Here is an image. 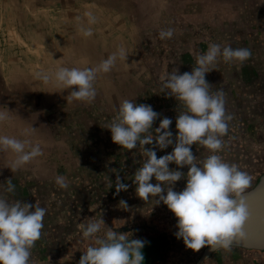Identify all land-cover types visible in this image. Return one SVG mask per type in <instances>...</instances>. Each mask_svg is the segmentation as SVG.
Wrapping results in <instances>:
<instances>
[{
	"label": "crops",
	"instance_id": "obj_1",
	"mask_svg": "<svg viewBox=\"0 0 264 264\" xmlns=\"http://www.w3.org/2000/svg\"><path fill=\"white\" fill-rule=\"evenodd\" d=\"M45 2L48 0H0V13L8 3L14 15L28 18L23 20L30 30L25 34L32 36L20 38L21 42L25 38L36 39L35 43L25 40L22 44L34 54H43V27L50 23L43 19V11L49 7ZM143 3L140 0L134 4L141 10L133 9V14L129 12V5L133 4L127 2H121L127 5L125 9L121 7L111 15L94 14L97 22L89 24L93 35L87 47L77 46L83 45V36L80 29L72 30L71 47L57 45L59 59L54 67L50 63L44 65L46 72H55L60 66L96 67L121 47L129 52L126 61L118 60L110 73L98 74L97 96L90 104L71 99V89L60 91L54 75L37 94L43 101V159L32 160L19 171L0 176V196L9 202L38 203L47 209L42 236L32 249L30 264H61L73 246L71 240L82 233L83 225L99 219L100 213L108 221L116 217L138 219L144 214L145 218L153 217L151 224L176 225L177 218L166 205H153L154 200L144 202L136 196L133 174L142 167L144 158L138 148L128 151L113 143L104 126L117 117L125 99L133 98L136 103L151 105L161 118H171L170 130L175 134L176 117L185 108L182 102L160 93L162 78L176 67L181 73L190 72L196 67V57L213 43L252 52L242 67L238 62L225 63L218 58L216 70L206 74L213 91L224 89L225 108L233 117L228 134L223 137L224 148L217 154L247 171L253 177L252 184L264 170V0H219L220 12L216 10L215 15L206 2L198 9L191 1L158 0L153 4L155 9L149 11L144 10ZM28 7L33 13L29 14ZM56 16L58 22L61 17ZM168 28L175 30L173 37L161 39L160 31ZM66 35L56 32V37ZM158 125L159 118L153 128ZM171 151L172 146L157 150V157ZM192 151L198 161L211 154L199 144H194ZM169 167L174 169L176 165ZM180 170L187 172V167ZM117 172L129 185L127 191L118 195L114 187ZM57 177H63L68 186L61 188ZM8 179L16 185L13 195L5 191ZM151 182L156 183L154 178ZM185 184L186 179L176 182L175 190H182ZM121 199L127 201L128 211L120 208Z\"/></svg>",
	"mask_w": 264,
	"mask_h": 264
},
{
	"label": "clouds",
	"instance_id": "obj_2",
	"mask_svg": "<svg viewBox=\"0 0 264 264\" xmlns=\"http://www.w3.org/2000/svg\"><path fill=\"white\" fill-rule=\"evenodd\" d=\"M85 16L89 24L97 22L91 11ZM80 31L85 37L93 35L90 27H81ZM174 31L172 28L161 30L159 36L171 39ZM128 54L121 47L96 67L60 66L54 73V82L60 91L71 89V99L90 104L97 96L98 74L110 73L118 60L126 61ZM251 56L248 48L221 47L213 43L196 57V67L190 72L181 73L176 67L162 78L160 93L182 102L185 108L176 117L175 134L170 130L171 118H161L151 105L136 103L133 98L125 99L118 108L117 117L104 126L110 131L113 143L128 151L140 150L143 165L135 170L132 179L136 196L144 202L154 200L153 205H166L177 218L178 230L174 235L193 251L205 246L213 252L221 248L230 251L234 242L246 235L250 209L243 194L252 186L253 177L217 154L224 148L223 137L228 134L233 117L225 108L224 89L213 91L206 74L216 70L218 58L225 63L238 62L242 67ZM36 78L45 84L53 80L49 74L39 72ZM158 118L159 125L153 128ZM8 119V112L0 111V122ZM194 144L211 154L198 161L192 151ZM169 146H172L171 152L157 157V150L163 151ZM0 152L14 154V158L4 165L13 173L43 154L39 143L32 144L28 139L7 135H0ZM170 164H175L176 168H170ZM184 167L187 172L180 170ZM153 178L156 183L151 182ZM182 179H186V184L176 191V182ZM56 183L61 188L68 186L63 177H57ZM114 187L117 195L129 188L118 172ZM15 189L12 179H8L5 191L13 195ZM119 205L121 209L129 210L126 200L121 199ZM46 213L47 209L38 203L9 202L0 196V264H30L32 249L42 236ZM106 227L103 213L99 219L82 226L83 237H95V246L86 248L78 264H143L142 249L147 241L129 239L117 230L104 232ZM101 232L104 234L97 235Z\"/></svg>",
	"mask_w": 264,
	"mask_h": 264
},
{
	"label": "rangeland",
	"instance_id": "obj_3",
	"mask_svg": "<svg viewBox=\"0 0 264 264\" xmlns=\"http://www.w3.org/2000/svg\"><path fill=\"white\" fill-rule=\"evenodd\" d=\"M138 1L140 0H48L45 4L49 7L48 10L43 11V19L44 17L49 19L50 23L48 25L45 24V27H43V54L39 52L37 54L31 53V51H27L23 47L22 44L24 42L28 41L29 44H32L36 42V39L30 37L28 39L25 38L26 41L22 39L21 42L20 37L32 36V34H25V32H29L30 30H28L29 26H26L23 20L24 18H28L23 15H14L7 3V6L0 13V111L8 112L9 119L0 122V135H7L20 140L28 139L32 144L39 143L43 153L41 143L43 101L37 97V94H40L43 82L36 78V74L43 71V73L50 76L54 75V71L46 72L45 63H50L54 67L57 59H59V54L56 52L57 45L60 48L64 47V45L67 46L66 48L71 47L72 30L76 31L81 27H90L85 16L86 12L91 11L93 14L111 15L121 7L125 9L128 3H131L133 6L129 5V12L133 14V9L141 10L140 7L134 5ZM185 1L193 2L190 4H196L195 7L198 9L203 7L204 2H206L208 3L209 11L211 10L213 15H215L216 10L220 12L219 8H217L219 0ZM121 2H127V5L124 6ZM157 2L158 0H144V10L155 9L153 4L156 5ZM98 4H100L99 9ZM140 5L142 6L141 3ZM28 9L30 11L29 14L33 13L30 10L31 8L28 7ZM56 15L61 17H58V22ZM30 26V29H32V25ZM56 32L57 34L64 32L67 35L63 38L61 36L56 37ZM82 36L81 41H83V45L79 44L77 46L87 47L89 37H85L83 34ZM41 63H43L42 67ZM50 69L51 66L48 67V70ZM13 158L14 154L11 152H0V176L11 171L7 167H4V165L9 163ZM41 159H43V154L34 160Z\"/></svg>",
	"mask_w": 264,
	"mask_h": 264
},
{
	"label": "flooded vegetation",
	"instance_id": "obj_4",
	"mask_svg": "<svg viewBox=\"0 0 264 264\" xmlns=\"http://www.w3.org/2000/svg\"><path fill=\"white\" fill-rule=\"evenodd\" d=\"M158 216V215H157ZM144 214L138 219L121 220V217L104 219L108 230H117L129 239H143L147 243L142 249L143 264H264V246L246 241H235L231 250L217 249L203 256V247L199 251L186 248L182 239H177L174 233L178 230L171 222L151 224L153 218ZM147 219V221H146ZM104 232L97 235H103ZM79 246L75 249L73 246ZM95 246V237L84 238L82 233L77 234L69 247L70 253L62 257L61 264H78L80 256L89 246Z\"/></svg>",
	"mask_w": 264,
	"mask_h": 264
},
{
	"label": "water",
	"instance_id": "obj_5",
	"mask_svg": "<svg viewBox=\"0 0 264 264\" xmlns=\"http://www.w3.org/2000/svg\"><path fill=\"white\" fill-rule=\"evenodd\" d=\"M243 196L250 209V218L245 225V237L237 241H246L264 246V170ZM210 252L212 251L206 246L202 257Z\"/></svg>",
	"mask_w": 264,
	"mask_h": 264
}]
</instances>
